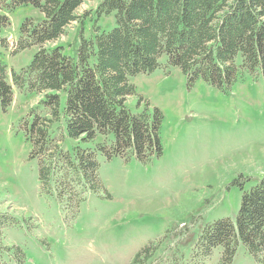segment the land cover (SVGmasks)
<instances>
[{"label": "trees", "instance_id": "16d2710c", "mask_svg": "<svg viewBox=\"0 0 264 264\" xmlns=\"http://www.w3.org/2000/svg\"><path fill=\"white\" fill-rule=\"evenodd\" d=\"M12 1L38 14L22 22L10 53L35 52L9 71L3 31L10 18L0 14V108L12 105L14 87L41 96L21 128L41 193L72 214L103 187L99 156L148 162L162 153L161 111L152 120L148 108L128 106L137 94L134 77L165 62L189 84L202 79L228 91L244 71L264 72V0H102L83 14L86 0ZM76 21V39L59 42ZM216 248L218 264H233L240 249L264 264V178L243 193L236 217L205 226L193 249L204 264Z\"/></svg>", "mask_w": 264, "mask_h": 264}, {"label": "rangeland", "instance_id": "374dc122", "mask_svg": "<svg viewBox=\"0 0 264 264\" xmlns=\"http://www.w3.org/2000/svg\"><path fill=\"white\" fill-rule=\"evenodd\" d=\"M101 1L86 0L78 13ZM0 14L10 18L4 59L9 71L19 70L35 48L10 51L22 22L38 11L0 0ZM78 28L73 22L58 41L75 40ZM133 83L129 108H148L152 120L161 111L162 153L148 162L99 156L103 187L76 214L40 191L20 118L41 96L14 87L12 105L0 108V264H203L193 249L201 230L234 219L243 193L264 178V72L244 71L223 91L202 79L189 84L164 62ZM219 257L216 248L204 264ZM233 264L256 263L240 249Z\"/></svg>", "mask_w": 264, "mask_h": 264}]
</instances>
